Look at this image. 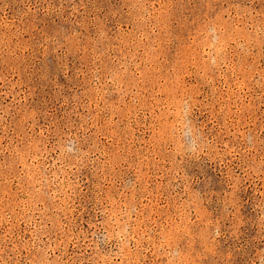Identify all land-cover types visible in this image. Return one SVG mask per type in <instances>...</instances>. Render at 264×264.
I'll use <instances>...</instances> for the list:
<instances>
[{"label":"rangeland","instance_id":"1","mask_svg":"<svg viewBox=\"0 0 264 264\" xmlns=\"http://www.w3.org/2000/svg\"><path fill=\"white\" fill-rule=\"evenodd\" d=\"M0 264H264V0H0Z\"/></svg>","mask_w":264,"mask_h":264},{"label":"clouds","instance_id":"2","mask_svg":"<svg viewBox=\"0 0 264 264\" xmlns=\"http://www.w3.org/2000/svg\"><path fill=\"white\" fill-rule=\"evenodd\" d=\"M183 115L185 117V123L182 128L181 136L184 144L185 155L195 156L206 147L205 142L202 139L201 134L196 130L190 120V107L185 105L183 108ZM66 151H75V147L71 144L65 146Z\"/></svg>","mask_w":264,"mask_h":264}]
</instances>
